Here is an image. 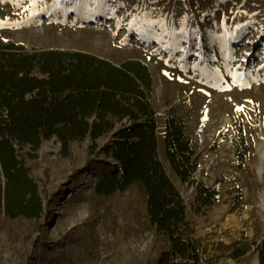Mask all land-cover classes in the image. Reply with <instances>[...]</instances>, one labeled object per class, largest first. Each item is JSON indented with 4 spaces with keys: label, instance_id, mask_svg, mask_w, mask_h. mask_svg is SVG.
<instances>
[{
    "label": "rangeland",
    "instance_id": "obj_1",
    "mask_svg": "<svg viewBox=\"0 0 264 264\" xmlns=\"http://www.w3.org/2000/svg\"><path fill=\"white\" fill-rule=\"evenodd\" d=\"M0 39L29 51L80 50L116 65L145 63L158 158L186 204L189 238L216 264H261L264 0H0ZM170 117L183 122L196 150L188 180L166 154ZM111 138L97 139L94 152L91 136L71 141L68 154L56 137L19 150L44 208L38 217L13 218L0 197V264H158L171 242L150 220L144 185L96 191L120 166L105 152ZM201 186L216 189L213 203L200 205ZM238 245L246 252L234 257Z\"/></svg>",
    "mask_w": 264,
    "mask_h": 264
},
{
    "label": "trees",
    "instance_id": "obj_2",
    "mask_svg": "<svg viewBox=\"0 0 264 264\" xmlns=\"http://www.w3.org/2000/svg\"><path fill=\"white\" fill-rule=\"evenodd\" d=\"M151 89V72L138 59L116 65L85 51H29L0 39V197L6 214L38 217L44 208L20 149L30 145L37 150L44 139L56 137L68 154L71 141L91 136L94 152L96 140L112 133L105 152L120 166L98 181L96 191L112 194L141 182L150 220L171 242L158 264H216L217 258L203 255L189 238L186 204L158 158L157 121L145 93ZM124 118L132 123L115 128L114 120ZM165 143L175 172L188 180L197 169L196 150L179 118L168 119ZM247 150L240 154L238 149L241 161ZM216 193L201 186L200 205L213 203ZM261 248L264 264V244ZM245 252L238 245L233 256Z\"/></svg>",
    "mask_w": 264,
    "mask_h": 264
},
{
    "label": "bare ground",
    "instance_id": "obj_3",
    "mask_svg": "<svg viewBox=\"0 0 264 264\" xmlns=\"http://www.w3.org/2000/svg\"><path fill=\"white\" fill-rule=\"evenodd\" d=\"M252 40L249 41V42L252 43ZM257 154H258L259 160H260V162L258 164V174H259V177L262 178L263 177V172H264V164H263V160H264V142L258 143V145H257ZM261 199H262V202H261L260 205L264 208V197H262Z\"/></svg>",
    "mask_w": 264,
    "mask_h": 264
},
{
    "label": "snow or ice",
    "instance_id": "obj_4",
    "mask_svg": "<svg viewBox=\"0 0 264 264\" xmlns=\"http://www.w3.org/2000/svg\"><path fill=\"white\" fill-rule=\"evenodd\" d=\"M33 6H34V0H32ZM57 3H59V0H57ZM183 31V30H181ZM238 110H242V109H238Z\"/></svg>",
    "mask_w": 264,
    "mask_h": 264
}]
</instances>
